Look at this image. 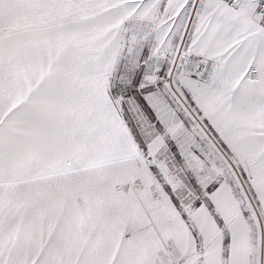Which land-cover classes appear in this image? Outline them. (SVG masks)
<instances>
[{
	"label": "snow or ice",
	"instance_id": "1",
	"mask_svg": "<svg viewBox=\"0 0 264 264\" xmlns=\"http://www.w3.org/2000/svg\"><path fill=\"white\" fill-rule=\"evenodd\" d=\"M0 264H264V0H0Z\"/></svg>",
	"mask_w": 264,
	"mask_h": 264
}]
</instances>
